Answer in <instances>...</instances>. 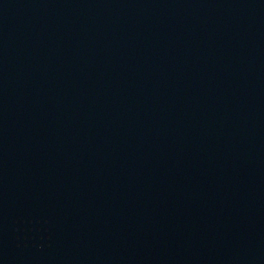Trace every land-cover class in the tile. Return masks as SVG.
Here are the masks:
<instances>
[{"label":"water","instance_id":"1","mask_svg":"<svg viewBox=\"0 0 264 264\" xmlns=\"http://www.w3.org/2000/svg\"><path fill=\"white\" fill-rule=\"evenodd\" d=\"M0 264H264V0H0Z\"/></svg>","mask_w":264,"mask_h":264}]
</instances>
